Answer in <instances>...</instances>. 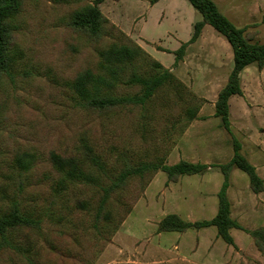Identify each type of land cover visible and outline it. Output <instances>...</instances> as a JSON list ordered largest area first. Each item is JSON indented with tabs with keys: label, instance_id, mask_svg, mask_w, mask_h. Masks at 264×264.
<instances>
[{
	"label": "rangeland",
	"instance_id": "rangeland-1",
	"mask_svg": "<svg viewBox=\"0 0 264 264\" xmlns=\"http://www.w3.org/2000/svg\"><path fill=\"white\" fill-rule=\"evenodd\" d=\"M212 1L236 27L246 29L252 43L264 44V0ZM87 4L92 0H26L15 19L16 62L11 77L0 83V214L14 203L36 215L48 213L40 231L9 236L11 246L0 250V264H30V257L39 264H264V255L244 230H231L233 246L218 237L215 227L158 231L169 214L188 222L216 216L224 181L218 166L233 157V138L264 179V70L252 64L241 74L245 94L229 101V132L215 117L218 94L234 65L227 39L207 25L175 65V51L202 20L187 0H105L99 9L109 23L99 41L68 26L72 14ZM121 33L184 87L166 85L144 105L100 115L77 108L71 78L84 68L97 72L98 52L125 43ZM186 91L203 101L193 121L188 111L196 107ZM140 92L128 86L117 90L129 97ZM85 146L106 175L84 161ZM52 152L83 159V176L94 183L84 177L67 183L50 163ZM23 154L36 155L27 172L18 162ZM157 158L169 166L184 160L208 162L213 168L177 182H169L161 171L132 178L111 195L106 207L110 219L96 230L94 213L103 198L99 184H109L126 161ZM59 182L65 188L56 199L52 189ZM228 197L231 216L243 229L264 227V194L257 200L249 177L238 169L231 173Z\"/></svg>",
	"mask_w": 264,
	"mask_h": 264
},
{
	"label": "trees",
	"instance_id": "trees-1",
	"mask_svg": "<svg viewBox=\"0 0 264 264\" xmlns=\"http://www.w3.org/2000/svg\"><path fill=\"white\" fill-rule=\"evenodd\" d=\"M26 0H0V83L5 77H11L13 66L16 62L18 46L15 43L16 24L15 19L23 9ZM192 7L202 16V20L196 22L193 27V34L187 43L181 44L175 51V65H178L184 58L186 49L195 43L202 34L203 29L210 25L218 33L223 35L232 47L234 54V65L229 75L227 84L218 94L215 103V117L221 119L222 126L230 132V111L229 101L233 96H243L241 84L242 72L252 64H257L258 68H264V44L252 43L246 34L245 28L236 27L227 17H225L217 5L212 0H187ZM105 0H92V4H87L74 12L68 22V26L83 32L90 39L99 41L103 36V28L109 23L104 17L99 5ZM117 31L113 25H111ZM118 32V31H117ZM126 40L123 44H112L98 52L99 64L97 72L90 68L78 71L70 80V87L76 96L77 108L104 114L114 110L123 109L129 104L144 105L151 100L157 91L166 85H176L184 87L179 82L171 70L165 68L160 62L152 58L144 49L134 44L125 34L121 33ZM139 87L141 92L135 97L119 95V87ZM187 90V89H186ZM192 97L195 110L188 111L189 121L196 118V112L202 107V102L194 94L186 91ZM2 109L0 107V116ZM234 155L226 164L219 167L224 181L218 197V211L211 220L188 222L181 219L176 214H169L163 218L159 225V233H184L189 230H201L210 227L217 229V235L228 245H234L231 230L240 229L248 232L254 240L258 250L264 255V227L247 231L232 218L231 203L228 197L230 188V176L234 169L244 172L250 181V189L254 194L264 192V180L258 175L256 168L243 155L242 145L233 138ZM18 162L24 172L32 169L34 165L33 154L21 155ZM56 152L50 155V163L57 174L67 183L75 182L83 176V159L77 157H63ZM84 161L89 163L91 168L102 175H106L105 169L96 157L90 146H85ZM213 166L202 163H191L180 161L175 165H167L162 158H157L150 162H140L131 164L125 162L121 172L111 179L109 184L100 185L99 189L103 193L96 212L94 213V227H100L108 222L110 215L107 212V204L111 195L119 190H124L132 178L141 179L161 171L167 175L169 182H177L180 177L204 175ZM89 183H94L90 178H85ZM62 183H58V188L52 190L54 198L60 197V190L64 189ZM36 212L21 209L19 203H14L8 213L0 214V250L9 248L11 242L9 236L20 230L40 231L44 222L43 215L48 211L35 214ZM30 264H39L30 257Z\"/></svg>",
	"mask_w": 264,
	"mask_h": 264
},
{
	"label": "crops",
	"instance_id": "crops-1",
	"mask_svg": "<svg viewBox=\"0 0 264 264\" xmlns=\"http://www.w3.org/2000/svg\"><path fill=\"white\" fill-rule=\"evenodd\" d=\"M200 39H201V37H200L195 43H197ZM213 57H214V55H213ZM214 58H215V57H214ZM214 58H213V59H214ZM211 59H212V58H211ZM247 68H248V67H247ZM247 68H246V69H247ZM246 69H245V70H246ZM258 69H259V68H258ZM245 70H244V71H245ZM263 70H264V68H263L262 70L259 69V71H263ZM244 71H243V72H244ZM243 72H242V73H243ZM205 73H206V72H205ZM207 73H209V72H207ZM207 73H206V74H207ZM242 89H243V88H242ZM244 94H245V92H244V90H243V95H244ZM260 129H261L262 131H264V127L260 126ZM260 148H261V147H260ZM263 153H264V152H263ZM231 159H232V158H231ZM231 159H230V160H231ZM228 162H229V161H228ZM202 164H207V165L213 166V165L209 164L208 162H204V163H202ZM254 167H255V166H254ZM212 168H213V167H212ZM212 168H210L209 171H208L207 173H209V172L212 170ZM255 168H256V167H255ZM256 171H257V168H256ZM207 173H205L204 175H206ZM257 173H258V172H257ZM204 175H203V176H204ZM260 177H261V176H260ZM261 178H262V177H261ZM262 179H263V178H262ZM263 180H264V179H263ZM262 194H264V192H263V193H260V194H258V195L255 194V195H256L255 198H256L257 200L259 199V201H260V200L262 201Z\"/></svg>",
	"mask_w": 264,
	"mask_h": 264
}]
</instances>
